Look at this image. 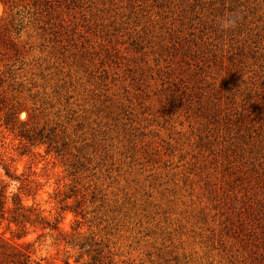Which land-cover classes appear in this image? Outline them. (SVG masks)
<instances>
[{
    "label": "rangeland",
    "instance_id": "1",
    "mask_svg": "<svg viewBox=\"0 0 264 264\" xmlns=\"http://www.w3.org/2000/svg\"><path fill=\"white\" fill-rule=\"evenodd\" d=\"M55 8L56 26L27 18L13 36L0 181L18 189L9 166L25 202L63 220L21 237L0 221V237L43 264L88 263L77 234L108 264H264V0Z\"/></svg>",
    "mask_w": 264,
    "mask_h": 264
},
{
    "label": "trees",
    "instance_id": "2",
    "mask_svg": "<svg viewBox=\"0 0 264 264\" xmlns=\"http://www.w3.org/2000/svg\"><path fill=\"white\" fill-rule=\"evenodd\" d=\"M56 0H0L4 6H8L11 15L9 19H0V121H2V114H5L6 124L18 123L19 109L15 105L11 106L14 100L15 85L11 75V64L23 54V47H21L13 38V36L20 35L25 28V20L31 18L35 23H39V28L42 29L44 25L56 26ZM43 23L42 25H40ZM257 104V103H256ZM255 108V107H254ZM260 114L264 110V105L258 104L255 112ZM264 119V115H262ZM264 167V166H263ZM262 167V169H264ZM4 175L10 182L19 184L16 192L9 191V184L6 180L0 181V221H7L9 225H14L20 230L19 237L26 235L29 229L40 230L42 232L59 231L63 217L59 213L58 216L51 220L44 215L38 205H29L23 199V194L33 191L31 183L23 175H17L16 171H12L9 166L4 165ZM261 180V178H260ZM264 202L259 200L255 206H263ZM65 211L64 209H62ZM76 229H74L75 231ZM69 238V237H68ZM73 247H78L90 257L86 264H108L105 262V257L100 249L98 243L91 240H81L79 234L70 237L69 241H65ZM97 246V247H96ZM82 256L78 257L75 264H79ZM0 264H43L36 261L32 257V253L26 246L12 244L0 237ZM64 264H71L66 260Z\"/></svg>",
    "mask_w": 264,
    "mask_h": 264
}]
</instances>
